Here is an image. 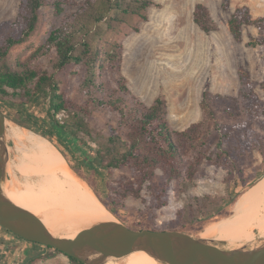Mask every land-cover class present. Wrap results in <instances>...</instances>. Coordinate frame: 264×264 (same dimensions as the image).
<instances>
[{
    "label": "rangeland",
    "instance_id": "1",
    "mask_svg": "<svg viewBox=\"0 0 264 264\" xmlns=\"http://www.w3.org/2000/svg\"><path fill=\"white\" fill-rule=\"evenodd\" d=\"M90 1L92 2L89 3ZM129 1L135 3V0ZM149 1L150 5L145 11L146 17L112 10L104 13L100 20H96L98 4H92L94 0H64V10L60 14L55 11L53 0H48L40 10L36 29L25 42L11 48L8 61L15 63L17 60L28 59L45 42L52 30L70 22L82 28L77 35L79 41L88 40L94 47L109 52L106 64L121 59L120 71L135 95L148 105L158 98L166 101V119L174 130L182 131L193 123L203 121L205 114L202 102L210 97L216 103L218 118L236 121L248 128L251 131L250 141L246 142L238 158L242 173L234 172L232 166L213 163L209 158L203 157L197 165L196 175L185 182L176 183L170 189L169 203L162 208H155L152 193L146 186L140 188L139 194L132 191L123 198V184L131 178L129 169H101V174H96L92 169L78 166V160L60 144L56 136L54 138L53 143L60 147L56 145L68 166L75 167L74 170L82 181L90 179L104 198L109 200V194H114L117 196L115 200L123 202L124 207L116 206L111 200L112 206L127 218L131 225H186L192 228L190 234L201 236L209 223L224 216L216 215L204 224L201 223L200 219L192 216L188 207L189 195L206 196L210 201L216 202L228 194L234 195L238 192L240 198L248 189L245 190L246 186L264 170V43H260V40H264V30L255 24L244 25L242 40L237 41L229 28V18L240 6H247L253 18L264 17V0ZM21 2L22 0H0V42L3 35L9 32L5 27L6 22H12L18 17ZM198 3L208 7L217 24V30L206 33L194 21V10ZM116 71L108 68L105 79L113 82L117 76ZM56 77L61 92L67 98L79 104L86 103V71L81 66L71 64L66 70L57 72ZM255 101H260L263 107H257ZM48 103V99L41 96L29 105V109L41 117L46 114ZM0 104L5 114L16 110L9 101L0 99ZM93 110V115L87 116L86 120L94 135L99 138L106 137L112 134L114 129H118L119 117L116 113L108 109ZM73 111V108L64 110L59 113V117L64 119ZM249 111L252 115L248 114ZM6 125L18 139H9L10 162L6 183L17 184V187V175L22 177L16 169L21 152L16 151L15 145L21 142L31 144L33 140H38L27 136L28 128L10 118L6 119ZM255 135L259 136V143L254 140ZM91 144L96 146L94 141H91ZM33 146L38 152L39 146ZM187 149L190 151L189 145ZM211 150L215 155L216 148ZM48 151L52 153L56 150L51 146ZM38 157L35 161L39 164L43 159ZM58 165L62 169L59 162ZM62 174L64 179H69L72 175L63 169ZM41 179L45 186V176H41ZM233 180L239 182L237 188L234 187ZM42 190L47 203L62 202L65 207L69 202L76 205L91 203L82 196L81 189L69 191L68 194L52 195L44 191V187ZM73 200L74 202H71ZM62 205L58 206L60 212L57 213L60 220L67 216H77L75 209H66ZM260 208V213L264 214L263 206ZM209 209L210 213L215 212L213 204L209 205ZM229 210H232L233 214L234 205L225 207L223 212ZM153 211L156 217H153ZM1 230H4L3 227H0ZM259 236H264V229L255 227L249 229L238 242H249ZM3 237L0 232V246ZM43 248L47 253L49 249L45 246ZM42 256L23 261V256L15 255L14 252L0 251V264H73L63 252L56 253L51 258H46L44 254Z\"/></svg>",
    "mask_w": 264,
    "mask_h": 264
},
{
    "label": "trees",
    "instance_id": "2",
    "mask_svg": "<svg viewBox=\"0 0 264 264\" xmlns=\"http://www.w3.org/2000/svg\"><path fill=\"white\" fill-rule=\"evenodd\" d=\"M47 1L22 0L16 20L5 24L9 32L3 35L0 42V99L9 101L16 109L6 114L8 118L52 142L56 136L60 144L78 160V166L92 169L96 174H101V169L107 171L129 169L131 178L123 184L125 192L121 195L124 198L132 191L139 194L140 188L146 186L152 193L155 208H162L169 203L170 189L176 183L185 182L196 175L197 165L203 157L209 158L213 163L232 166L234 172L242 173L238 158L246 142L250 141L251 131L248 128L239 122L218 118L216 103L210 97L202 102L205 114L203 121L193 123L182 131L174 130L166 119V101L158 98L153 104L148 105L135 95L120 71L121 59L106 64L109 52L94 47L88 40L79 41L77 35L82 28L76 24L68 22L55 28L28 59L10 63L8 55L11 48L25 42L36 29L40 10ZM94 2L92 4H98L96 20H100L104 13L112 10L146 17L145 11L150 5L149 0H135V3L128 0ZM52 3L58 14L64 10V0H53ZM194 21L206 33L217 30L210 10L203 3H198L195 7ZM252 24L264 30V17L253 18L247 6L238 7L229 18V28L237 41L242 40L243 26ZM260 43H264V40H260ZM71 64H77L86 71L84 85L88 96L84 104L67 98L61 92L56 77L57 72L66 70ZM108 68L117 70L113 82L105 79ZM41 96L48 99L49 103L46 114L40 117L29 109V105ZM255 105L263 107L260 101H255ZM0 108L4 111L1 104ZM72 108L75 111L70 112L68 117L64 119L59 117L60 112ZM93 108L108 109L116 113L119 117L118 129H114L113 133L106 137L99 138L94 135L86 120L87 116L93 115ZM248 114L252 115L250 111ZM254 140L259 143V136L255 135ZM91 141H94L96 146H93ZM213 147L216 148L215 155L212 154ZM61 151L66 156V153ZM72 168L75 169L74 166ZM263 176L264 170L246 186L245 190ZM86 180L105 206L132 228L179 230L188 233L192 230L186 225L182 227L131 225L111 204L112 200L116 206L124 207L123 202L115 200L117 196L114 194H109V200L104 198L96 185L90 179ZM233 183L237 188L239 182L233 180ZM135 185L137 188H134ZM239 194L238 192L234 195L228 194L216 202L210 201L206 196L189 195L187 203L192 216L204 224L216 215L230 216L232 210L228 212L223 210L227 206H233ZM210 204L214 205L213 213H210ZM153 217H156L154 211ZM3 229L7 230L4 227ZM29 242L43 245L34 241ZM45 247L49 249L44 254L46 258L62 252L52 246ZM68 257L73 264H84L72 256Z\"/></svg>",
    "mask_w": 264,
    "mask_h": 264
},
{
    "label": "water",
    "instance_id": "3",
    "mask_svg": "<svg viewBox=\"0 0 264 264\" xmlns=\"http://www.w3.org/2000/svg\"><path fill=\"white\" fill-rule=\"evenodd\" d=\"M7 118L0 108V226L11 234L52 246L84 264H117L135 251L149 252L160 264H264V237L229 245L226 240L179 230L135 229L107 208L94 190L114 218L86 223L82 217L67 216L56 222L51 231L42 222V214L25 211L4 190L10 162ZM70 169L80 176L74 168ZM74 231L83 235L62 236Z\"/></svg>",
    "mask_w": 264,
    "mask_h": 264
},
{
    "label": "bare ground",
    "instance_id": "4",
    "mask_svg": "<svg viewBox=\"0 0 264 264\" xmlns=\"http://www.w3.org/2000/svg\"><path fill=\"white\" fill-rule=\"evenodd\" d=\"M8 139L18 140L17 137L7 129ZM27 136L32 137L37 141H32L31 144L22 143L15 145L16 151L20 155V162L16 169L22 177L17 175L19 185L5 184L4 190L7 196L18 206L28 212L42 214V222L51 231H54L60 209L58 206L62 202H46L43 194L44 191L52 194H68L69 191L80 190L83 192V197L91 203L83 202L84 204L71 203L65 205L66 209H75L77 216L82 217L86 223L93 220H108L114 218L113 215L106 209L104 204L95 196L93 189L86 181H82L69 168L66 160L61 155L59 148L48 138L28 129ZM32 145V146H31ZM33 145L39 146V151L34 149ZM51 146L56 150L50 153ZM59 151V153H58ZM18 153V154H19ZM37 153L39 155H37ZM40 156L43 160L37 163L35 158ZM39 158V157H38ZM68 174H72L69 179H64L62 169L59 168L58 162ZM41 161V160H40ZM41 176H45V186ZM43 186V187H42ZM46 195V194H45ZM63 196V195H62ZM71 202H74L71 201ZM81 202V201H80ZM59 203V205H58ZM69 205V206H68ZM261 206L264 208V177L255 185L248 188L234 204V211L228 217H223L215 222L209 223L202 232L204 237H213L216 239L226 240L229 245L240 244L238 241L245 236L249 229L261 227L264 229V214L260 213ZM261 215V216H259ZM83 232L74 231L71 234L62 235L64 237L82 236ZM264 237V236H262ZM117 264H160L147 251H135Z\"/></svg>",
    "mask_w": 264,
    "mask_h": 264
},
{
    "label": "crops",
    "instance_id": "5",
    "mask_svg": "<svg viewBox=\"0 0 264 264\" xmlns=\"http://www.w3.org/2000/svg\"><path fill=\"white\" fill-rule=\"evenodd\" d=\"M0 232L4 235L2 238L3 240H1V252H14L15 255L23 256V261L36 259L39 255L46 253L44 252L45 248H43V245L40 246L35 243L22 240L5 229Z\"/></svg>",
    "mask_w": 264,
    "mask_h": 264
},
{
    "label": "flooded vegetation",
    "instance_id": "6",
    "mask_svg": "<svg viewBox=\"0 0 264 264\" xmlns=\"http://www.w3.org/2000/svg\"><path fill=\"white\" fill-rule=\"evenodd\" d=\"M23 240V239H22Z\"/></svg>",
    "mask_w": 264,
    "mask_h": 264
}]
</instances>
